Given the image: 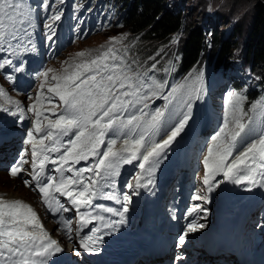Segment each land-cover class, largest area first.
Listing matches in <instances>:
<instances>
[{
  "label": "snow or ice",
  "instance_id": "1",
  "mask_svg": "<svg viewBox=\"0 0 264 264\" xmlns=\"http://www.w3.org/2000/svg\"><path fill=\"white\" fill-rule=\"evenodd\" d=\"M54 4L55 0H41L38 7L49 12ZM62 15L59 8L49 12L46 41L55 42L57 22ZM33 23L31 0H0V49L11 53V56L0 57V70L11 68L6 76L9 80L25 71L26 61L14 62V57L20 52L36 51L30 38ZM117 42L119 38L113 37L107 46L78 51L70 61L64 62L65 67L59 73L52 68L41 73L43 83L30 106L35 122L26 133L33 158L31 179L24 181L26 186L36 182L42 202L54 213L75 210L81 226L101 221L105 228L112 230L115 224L125 222L128 204L132 196L138 194H129L130 191L153 183L148 179L142 184L144 174L154 171L192 119L191 99L193 96L198 99L202 93L204 75L203 71L190 73L189 77L195 78L191 86L189 78L170 85L154 77L156 63L145 71L135 69L115 47ZM41 98L47 108L37 107ZM159 98L168 104L178 102L183 106L180 119L163 135L169 108L166 105L147 111L150 101ZM245 99L243 92L226 93L227 109L203 159L206 169L203 184L208 186V192L225 181L245 185L249 191L264 188V130L257 132L254 127L257 114L264 124V99L251 104V114L243 107ZM0 111L8 109L0 108ZM118 141H122L121 147H117ZM28 151L25 148L10 167L11 176L24 172ZM134 162L140 175L134 177L135 184L124 185L128 191L120 193L122 210L96 203L102 198L118 199L112 189L117 187L121 167ZM48 164L53 167L48 169ZM217 176H223V180H216ZM61 197L66 198L71 207H66ZM195 198L206 200L207 196L197 194ZM196 211L206 213L207 209L197 205L189 214ZM102 213H112L121 219L109 222ZM63 223L71 238V222ZM204 227L202 223H189L178 236L177 246L185 245L190 233ZM90 231L91 234L80 238L79 246L89 253L99 252L101 228ZM62 251L58 241L50 239L43 225L38 223L31 205L0 196V264H48L51 257ZM74 254L79 255V251L74 249ZM182 259L183 256L175 258Z\"/></svg>",
  "mask_w": 264,
  "mask_h": 264
},
{
  "label": "rangeland",
  "instance_id": "2",
  "mask_svg": "<svg viewBox=\"0 0 264 264\" xmlns=\"http://www.w3.org/2000/svg\"><path fill=\"white\" fill-rule=\"evenodd\" d=\"M111 1L115 3L116 0ZM40 2L41 0H31L34 6V23L36 20H41L45 35H47L45 24L50 23L48 20L49 12H55L57 8L62 9V19L57 22V36H71V39L68 38L67 48L50 63L57 73L61 72L65 67L64 62L66 60L70 61V58L74 57L75 53L78 51L99 49L101 45L107 46L111 38L118 37L119 42L115 44V47L119 49L121 54L125 53V55H127L126 60L132 65H136L135 69L145 71L149 69L153 63H156V76L157 74H161V77H164L161 81L166 80L172 85L170 83L172 81L171 78L168 77L169 75H166V71L164 70L172 68V63L178 49H181L182 41L187 37L188 29L194 26H202L204 32L218 31V44L230 41V43H228L230 46L228 47H233L234 50L232 51L234 54L240 55L243 60H245L243 62L248 69L251 68L252 62H250L249 58L246 60L245 56L250 38L253 42H260L263 38L262 27L255 26V19L258 13L255 0H167L165 6L170 7L174 12L181 10L184 13L182 18V29L168 39L155 43L150 47V50L153 48L151 51L153 52L152 55L147 58H142L138 57L140 53L135 56V51L132 53L129 51L127 53L126 48L130 47L129 40L134 36V33L129 27L117 24V20L120 18L121 13L118 12L111 20L104 16L102 10L109 7L106 1L100 3V0H93L89 3L88 9L85 11H82L76 2H70L72 23L68 15L69 8L67 4H69V0H55V4L49 12L41 10L38 7ZM114 6L111 8H114ZM82 14L87 15V20H80V23L85 26H82L78 32L75 31L72 33L71 29L76 27L77 16ZM237 28H239V30ZM209 36L211 35L209 34ZM142 49H144L143 46L139 47V50ZM220 52V48L214 47V40L212 37L205 42V56L211 59V56L214 55L212 63L213 71L217 64L215 56ZM235 61L237 60L235 59ZM254 67L256 68L255 71H260L256 65ZM210 72L211 70L209 69L206 75L204 67L203 77L207 80V86L210 85L211 89L209 90L213 99V108L214 112L217 114V116H215V122L213 121V128L210 129L211 132L208 131L211 134V138L221 126L222 118L227 109L226 93L229 91L241 92V90H228L224 87L225 80L223 77L215 75L212 80ZM183 82H185V79H181L180 81L176 80L174 85ZM247 86L248 84L242 87ZM166 92L167 89H165V93ZM205 94L206 92L203 91L198 99L195 96L192 97V119L189 121L186 128H193L194 131L198 132L207 131L205 130L206 119L209 117L213 118V116H211L207 99L205 98L203 100ZM245 96L246 99L243 102V107L245 111L251 114V106L246 104V102L249 103L250 101L247 100V94H245ZM166 105L170 111L166 114V123L163 126L161 135L180 119L179 113L183 110V106L179 105L178 102L168 104L164 99L159 98L150 101L149 109H147V111H152L155 108H164ZM254 127L257 132L264 130V124H261L259 114L256 115V124ZM157 139H159V137H157ZM18 181L19 179H10L5 172H0V188L11 192L12 195L26 197L27 189L19 185Z\"/></svg>",
  "mask_w": 264,
  "mask_h": 264
},
{
  "label": "trees",
  "instance_id": "3",
  "mask_svg": "<svg viewBox=\"0 0 264 264\" xmlns=\"http://www.w3.org/2000/svg\"><path fill=\"white\" fill-rule=\"evenodd\" d=\"M167 0H116L109 2L110 6H114V9L121 10L123 15L117 22L118 25L129 27L134 36L129 40V46L127 47V53L135 51V56L147 58L151 56L153 52L150 47L155 43L166 40L170 36L178 33L182 29L183 12L181 10L173 11L170 7L165 6ZM257 4V16L255 26L262 27V40L253 42L250 38L248 44L247 53L245 59L249 58L251 69L255 71V65L260 69L259 74L264 76V0H255ZM118 7V8H117ZM239 30V28H237ZM236 29V31H237ZM209 34L211 36H209ZM214 40V47L220 48V53L215 56L217 64L214 71L222 69L220 64L225 63L228 69H232L235 66L239 67L240 72H244V62L240 55H235L230 48L227 41L225 43L218 44V31H206L202 26H194L187 31V37L182 41L181 49L175 56L172 63V68H168L166 75L171 78V84L174 85L175 81L189 78L190 86L195 83V78L189 77L190 73H197L204 70L207 66L212 69V63L214 55L209 57L205 56V42L211 38ZM259 42V43H258ZM143 46L144 49L139 50V47ZM125 58L127 55L122 54ZM238 59L239 61H235ZM223 62V63H221ZM135 68L136 65H133ZM157 80H162L161 74H153ZM238 81L232 82L236 87L239 86ZM252 92L246 94L250 97H259L264 99V80L258 81ZM78 248V246H76Z\"/></svg>",
  "mask_w": 264,
  "mask_h": 264
},
{
  "label": "bare ground",
  "instance_id": "4",
  "mask_svg": "<svg viewBox=\"0 0 264 264\" xmlns=\"http://www.w3.org/2000/svg\"><path fill=\"white\" fill-rule=\"evenodd\" d=\"M179 143V142H178Z\"/></svg>",
  "mask_w": 264,
  "mask_h": 264
}]
</instances>
